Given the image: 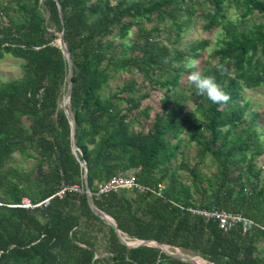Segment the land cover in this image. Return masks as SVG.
I'll use <instances>...</instances> for the list:
<instances>
[{"label":"trees","instance_id":"obj_1","mask_svg":"<svg viewBox=\"0 0 264 264\" xmlns=\"http://www.w3.org/2000/svg\"><path fill=\"white\" fill-rule=\"evenodd\" d=\"M0 15V58H20L23 68L0 81V264H190L154 245L121 242L90 207L85 167L92 205L127 241L156 240L214 264H264V126L242 97L244 88L264 86V0H0ZM193 19L205 31L222 29L218 50L199 69L230 95L226 106L197 96L187 80V60L209 44L199 38L179 48ZM61 31L71 76L56 43ZM225 61L222 75L216 65ZM133 71L160 91L159 110L139 130L126 114L148 117L141 101L150 92L135 94ZM118 72L122 84L105 93ZM69 80L75 153L60 105ZM15 152L34 161L30 169L8 166ZM129 173L150 189L96 193L99 183ZM69 185L80 190L56 194ZM23 198L34 206L20 205ZM212 207L263 228L222 231L189 209Z\"/></svg>","mask_w":264,"mask_h":264},{"label":"rangeland","instance_id":"obj_2","mask_svg":"<svg viewBox=\"0 0 264 264\" xmlns=\"http://www.w3.org/2000/svg\"><path fill=\"white\" fill-rule=\"evenodd\" d=\"M227 11H228V16L230 19H233V20L236 19L237 14L233 6L228 7ZM0 16L1 18H3V20L6 18V16L4 15H0ZM252 17H255L256 20H259V17H257L256 15ZM168 25H169V22L165 21L163 27L165 28ZM220 33H222V29H220L219 27L212 28L208 31L203 30L201 28V22L197 21L196 19H193L191 23L188 26H186L185 29L182 31V38L178 46L179 48H186L188 43L193 40H196L199 38L209 39V44L202 51V56L196 59L199 61V67H200L201 61L206 60L209 56V52H208L209 47L213 44V41L216 40L218 34ZM164 35H165V32L162 33V36ZM218 40H216V44ZM21 62L22 60L20 58L13 57L10 54H4L3 57L0 58V81H6V80L16 79L20 77L23 72ZM123 74L125 75L126 73H123ZM122 76L123 75L121 74V72H118L115 76H113V78L109 81V87L105 88L104 92L106 93L108 91H111L115 89L117 85L122 84ZM128 76L129 78L130 77L133 78L136 82V87H135L134 92L137 96L143 94L147 90H149L150 92L149 97L141 101V106H144L145 104H149L150 106L148 110V113H149L148 117L145 118L141 114V112L138 111V109H133L126 114V117L128 119H132V117H134L137 120L138 123L134 122V126L137 130H139L142 125L148 126L151 121L153 112L156 110H159L160 91L158 89H155V90L151 88L149 89V86H147V84H145L141 80V74L136 71H133L132 74H129ZM64 97L60 101L61 106H63ZM242 97L244 100H247L249 102L250 109L252 111H256L260 114V120L262 121V124L264 126V86L244 88L242 90ZM122 104H124L123 101H122ZM192 106H193V102L190 99L186 100V109H190ZM262 138L264 140V135L262 136ZM184 152H185L184 154L188 155L189 157H192L194 150L193 148H189L185 150ZM206 161L208 162V159ZM33 163L34 161L32 159L23 158L19 155V153L15 152L13 154V158L7 164L8 166L15 167L19 170H28L33 165ZM260 163L261 162L259 160L258 164ZM213 168H214L213 166L209 167V169L211 170H213ZM202 169L205 171L209 170L208 166L206 167L203 166ZM185 176H186V173H183V177L185 181L188 182L189 179L185 178ZM258 247H259V250L264 254V240L262 239L259 240ZM168 248L171 251H175L183 255L198 257V255L192 254L191 252H188L185 250H181L180 248L170 247V246H168ZM200 264H210V263L204 260Z\"/></svg>","mask_w":264,"mask_h":264},{"label":"built area","instance_id":"obj_3","mask_svg":"<svg viewBox=\"0 0 264 264\" xmlns=\"http://www.w3.org/2000/svg\"><path fill=\"white\" fill-rule=\"evenodd\" d=\"M42 92V88L38 90V95ZM140 189L146 190L150 189L146 186L140 184L133 173L125 174V175H115L109 178L105 182H101L97 185L96 193H105L108 191H118L120 189ZM65 189H73V190H80L77 185H69V186H62L57 192V195L63 194ZM154 191V190H152ZM156 194H159V191H155ZM47 200V199H46ZM44 200V201H46ZM24 207H33L30 201L27 198L22 199V203L20 204ZM190 211L194 214L202 216L205 220H212L217 223V226L222 231H228L233 227L238 226L241 230L242 234L249 235L253 228L261 227L258 223L253 221L252 219L243 216L239 212L234 211H227L223 209H218L216 207H212L210 209L206 208H189Z\"/></svg>","mask_w":264,"mask_h":264},{"label":"water","instance_id":"obj_4","mask_svg":"<svg viewBox=\"0 0 264 264\" xmlns=\"http://www.w3.org/2000/svg\"><path fill=\"white\" fill-rule=\"evenodd\" d=\"M58 9L60 10V6L58 5ZM59 15L61 16V12H59ZM62 31L59 34L58 39L56 40L57 44L59 45V47L61 48L62 52L64 53V55L66 56L67 62H68V69H69V76L72 75V66H71V61H70V57L67 51V47L66 44L63 40V36H62ZM70 92H71V81L69 80L68 85H67V89H66V93H65V97H64V101H63V107L65 109V111L68 114V120L71 124V141H72V147H73V152L75 153L77 150V146H76V142H75V136H74V122H73V117L71 114H69L70 111ZM67 105L68 108H66L65 106ZM82 165H84L83 162H81ZM83 182H84V189L86 191V195L88 198V202L90 204L91 209L97 213L101 218H104L111 226L114 227V230L117 234V236L119 237V239L121 240V242H123L124 244H126L127 246L133 247V246H137V245H142V244H147V245H154L160 248V250L168 255H171L175 258L184 260L186 262H189L190 264H193L194 261V256H187V255H183L181 253L175 252V251H171L167 244H162L159 243L156 240H148V239H135L132 242L127 241L125 238V236H123L120 233V230L117 228L116 226V222L114 220V218L102 211H100L99 209L95 208L92 203H91V199H90V192L88 189V185H87V168L85 167V171H84V175H83ZM167 247V248H165ZM205 260V259H204ZM207 261V260H205ZM208 262V261H207ZM210 264H214L212 262H209Z\"/></svg>","mask_w":264,"mask_h":264},{"label":"clouds","instance_id":"obj_5","mask_svg":"<svg viewBox=\"0 0 264 264\" xmlns=\"http://www.w3.org/2000/svg\"><path fill=\"white\" fill-rule=\"evenodd\" d=\"M223 34H218L216 40L222 39ZM216 40L213 41V44L209 47L208 52L218 50L216 46ZM165 62L167 63V58H165ZM227 61H225V65H216L217 71H219L222 75L228 72V68L226 67ZM185 67L189 69H193L188 75V82L194 86L196 90L197 96H206L207 99L216 105L226 106L230 101V95L223 90V88L218 84L213 76L205 75L199 69V61L196 59L189 58L185 64Z\"/></svg>","mask_w":264,"mask_h":264},{"label":"bare ground","instance_id":"obj_6","mask_svg":"<svg viewBox=\"0 0 264 264\" xmlns=\"http://www.w3.org/2000/svg\"><path fill=\"white\" fill-rule=\"evenodd\" d=\"M133 240H131V241H129V242H132ZM165 248H167V247H165ZM204 260L201 258V257H197V256H195L194 257V261H193V264H200L201 262H203Z\"/></svg>","mask_w":264,"mask_h":264}]
</instances>
